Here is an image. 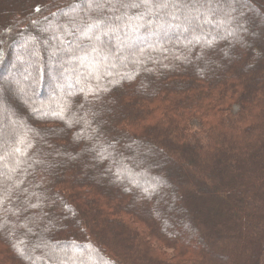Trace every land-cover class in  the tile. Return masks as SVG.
<instances>
[{
  "label": "trees",
  "instance_id": "obj_1",
  "mask_svg": "<svg viewBox=\"0 0 264 264\" xmlns=\"http://www.w3.org/2000/svg\"><path fill=\"white\" fill-rule=\"evenodd\" d=\"M96 2L0 0V82L74 86L0 125V264H264V0Z\"/></svg>",
  "mask_w": 264,
  "mask_h": 264
},
{
  "label": "rangeland",
  "instance_id": "obj_2",
  "mask_svg": "<svg viewBox=\"0 0 264 264\" xmlns=\"http://www.w3.org/2000/svg\"><path fill=\"white\" fill-rule=\"evenodd\" d=\"M208 1V3H211V4H213L214 5V3L216 2V1H222V4H228L229 5V7H231L235 2H231V0H207ZM105 2V0H97V4L98 5H100V4H103ZM91 3V2H90ZM243 8V7H242ZM78 10H76V12H77ZM264 12V11H263ZM185 14V13H184ZM185 15H187V14H185ZM65 15H63V17H64ZM58 17V19L60 18V17H62V15H59V16H57ZM183 18V17H182ZM243 19H245V18H243ZM185 22H186V27H187V31L185 32V33H179V31L178 32H176L175 31V33L174 34H171L170 36H168V38L169 37H171V38H173V37H175L176 39H178V38H181V39H184L185 37H186V35H189L191 38H193L194 39V37H193V35H195V32H194V28H197V29H199V28H201V26H198L197 27V25H195V23L193 22V21H188V20H186L185 18L183 19ZM247 20V19H246ZM237 21V18L236 17H234V20L231 22V23H229V26L226 28L227 29V31L229 30L230 31V29H231V27H233V26H235L237 23H235ZM239 21L241 22V21H243L242 20V16H241V19H239ZM238 24H239V22H238ZM198 25H200V24H198ZM240 26H241V24H240ZM76 31V30H75ZM77 33H78V31H76ZM184 32V31H183ZM203 33L204 34H208L209 32L207 31V30H203ZM90 34H91V36L92 35H95V34H97L96 33V30L94 31H90ZM109 34V33H108ZM216 34H218L219 35V37L220 38H225L226 36H227V33L225 32V30L224 29H219L218 31H216ZM32 36H34L35 38H37V37H39L38 35H36V33L34 32V34H32ZM208 36H209V34H208ZM107 36L104 34V35H102V36H100V38H99V41L100 40H105V43H107V42H109V46L110 47H113V45H112V43L113 44H115L114 42H117V40H116V38L113 40H111V39H108V38H106ZM137 40V39H136ZM152 40H153V38L151 39H148V41L149 42H152ZM201 40V39H200ZM36 41H37V39H36ZM36 41H34L32 44H25L24 45V48H26L25 50H29V51H31L30 52V57H29V59H28V61H29V65L26 67L27 69H28V72H27V69H26V75H25V77L24 78H21V77H17L16 79H14V80H17L16 81V83H14L13 81H12V77H8V76H5L3 79H2V81L0 82V89H2V93H5V96H4V98L3 99H1V97H0V125L1 124H3V123H6V128H3L2 130H3V137H4V139L6 140V142L8 141V139L11 137V135L13 134L12 133V130H19V128H21V126H20V122L24 119V117L26 116V114H24V112H25V110L24 109H22V107L20 106L19 108L17 107L18 106V100L16 99L17 97H18V95H22V94H24V91L27 93V95H30L32 92L34 93L35 92V94L37 93V95H36V97H34V98H36V101L39 103V101H40V103L39 104H44V103H46V102H49L50 104H52L53 102H55L59 97H61V95L65 92V91H71V89H73V87L74 86H69V85H67V83L65 84H62L61 85V83H63V80H62V82L60 83V87L62 88V90H60V88L58 87V82H55L51 77H49V76H46L45 78L46 79H44V84H45V88H44V91L43 92H45V94H44V96H42L41 98L38 96V91L36 92V89H37V87L36 88H32V89H30L29 90V88H28V86H27V84H29V80H31L32 79V75H31V71H32V69L34 68H37L38 67V65L39 64H43V60H40V57H41V51H40V49L37 47L38 46V44H37V42ZM198 42V41H197ZM94 42H90V41H83L82 42V45H84V48H87L88 49V51H90L89 49H91V47H98V48H101V47H99V45L97 44V46H96V44H93ZM96 43V42H95ZM76 44H79V42L78 43H76ZM81 44V43H80ZM76 45H74V46H71L70 48H64L65 49V51H68V52H72V49H74V47H75ZM136 48H138L137 46H134L133 47V50H136ZM103 51H106L107 53L109 52L108 50H106V49H103V48H101ZM114 49V48H113ZM129 51V50H128ZM128 51H126V52H128ZM70 52V54H72ZM113 57H115V55H112ZM112 56H111V58H109V59H107V61L106 62H108L109 64L111 63L112 64V62H113V59H112ZM14 56H12V55H9V57H8V70L12 67V65H13V63L15 62H18L17 61V59H16V57L15 58H13ZM51 57V56H50ZM54 57V56H53ZM32 59V60H31ZM54 59V58H53ZM66 66H68V71H66V75L67 76H69L70 78L71 77H73V79H72V82H73V85H78L80 82L76 79V78H74L75 76V74H73V71H75V66H76V61L75 60H73V59H71V60H69L67 63H66V65L64 66V67H66ZM102 66H103V64H102ZM100 68H102V67H100ZM67 69V68H66ZM72 70V71H71ZM61 72V71H60ZM14 78V77H13ZM68 86V87H67ZM47 87V88H46ZM37 96H38V98H37ZM40 98V99H39ZM8 105V106H7ZM7 107H10V114H8V112H6V111H8V110H5ZM21 120V121H20ZM2 127V126H1ZM16 134V133H15ZM0 145H3V144H0ZM9 147H1L0 146V154H5L4 152H5V150H7ZM158 209H160L159 208V206L157 207ZM252 216H256V214H254V215H252ZM182 222V221H181ZM252 251V250H251ZM166 255L167 256H170L171 255V252L170 251H167L166 252ZM253 262V261H252ZM251 262V263H252Z\"/></svg>",
  "mask_w": 264,
  "mask_h": 264
},
{
  "label": "snow or ice",
  "instance_id": "obj_3",
  "mask_svg": "<svg viewBox=\"0 0 264 264\" xmlns=\"http://www.w3.org/2000/svg\"><path fill=\"white\" fill-rule=\"evenodd\" d=\"M164 6H166V5H164Z\"/></svg>",
  "mask_w": 264,
  "mask_h": 264
}]
</instances>
